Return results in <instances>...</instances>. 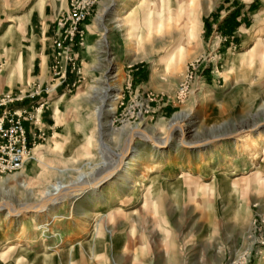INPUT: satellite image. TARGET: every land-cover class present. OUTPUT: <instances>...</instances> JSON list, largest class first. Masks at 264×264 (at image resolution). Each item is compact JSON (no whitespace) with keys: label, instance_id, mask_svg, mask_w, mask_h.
Here are the masks:
<instances>
[{"label":"rangeland","instance_id":"1","mask_svg":"<svg viewBox=\"0 0 264 264\" xmlns=\"http://www.w3.org/2000/svg\"><path fill=\"white\" fill-rule=\"evenodd\" d=\"M35 2L0 0V114L28 141L0 170V264H264V139L233 149L264 130V0H44L52 81L14 87Z\"/></svg>","mask_w":264,"mask_h":264},{"label":"crops","instance_id":"2","mask_svg":"<svg viewBox=\"0 0 264 264\" xmlns=\"http://www.w3.org/2000/svg\"><path fill=\"white\" fill-rule=\"evenodd\" d=\"M44 1V0H43ZM42 0H36L35 3L29 5L25 12L28 21L26 23L25 34L28 36L26 43L21 42V55L13 57L14 63L11 65L15 70L14 87L26 84L31 85L39 83L40 85L48 84L52 81L50 75V64L52 61V35L51 25L55 14L47 13ZM43 5V6H42ZM42 6V7H41ZM15 16H11L12 20ZM13 21V20H12ZM41 26V27H40ZM24 64L27 73L21 75V65ZM27 75V76H26ZM23 81V82H22ZM6 87L13 88L8 83L2 84V90ZM65 86L55 88L48 96L49 110L55 113V102H58L57 109L66 95ZM48 108V107H47Z\"/></svg>","mask_w":264,"mask_h":264},{"label":"built area","instance_id":"3","mask_svg":"<svg viewBox=\"0 0 264 264\" xmlns=\"http://www.w3.org/2000/svg\"><path fill=\"white\" fill-rule=\"evenodd\" d=\"M84 17V13L78 15L77 11L71 14L70 18L74 21L73 30L78 29V23ZM10 111V109H6L0 114V170L2 171L20 169L26 159L28 147L26 130L21 115Z\"/></svg>","mask_w":264,"mask_h":264},{"label":"bare ground","instance_id":"4","mask_svg":"<svg viewBox=\"0 0 264 264\" xmlns=\"http://www.w3.org/2000/svg\"><path fill=\"white\" fill-rule=\"evenodd\" d=\"M198 31H199V25L198 24H196V25L194 24L190 28L185 27V31L180 36L179 41L175 44V46H173L172 48H169L168 51L166 52V56L164 57L165 61L171 60L173 58V56L175 55L176 50L182 49L185 46H187L188 44H190V40H195L196 36H198V33H199ZM132 51L135 52V50H132ZM133 52H132V54H133ZM119 89L120 88H118V90ZM108 90H109V86L105 87V95H104V98H105V100H110V101L112 100L114 102H112L110 105H108V107L105 110H106V113L112 114V113H115L116 112V109H117V99L120 98V93H117L116 92L114 95L112 94V96H111V95H109L107 93ZM102 113H103L102 109L98 111L99 117H101L100 115ZM263 139H264V130H262V129L261 130H257L256 131V134H253L251 136H248L244 140H240L239 142L238 141H235L234 142L233 149L236 152H239V151L247 152L249 147H251V148H253V149L256 150V149H258V145H259L260 141L263 140ZM153 142L156 144L157 147H165L166 146L165 144L167 143L165 141L163 143H161V142L159 143L157 141H153ZM128 149L129 148H127V150ZM120 167H121V164H119L117 167H115L109 173H107L104 176H102L100 178L101 180H99L98 182L101 183L103 181H107L110 178L114 177L115 174H117V171L120 170ZM129 174H130L129 172H126L124 175H122L121 176L122 177L121 180L124 181V182H126L127 179L131 176V175L129 176ZM98 202H99V200L97 199L96 200V203H98ZM37 211L39 212V210H37Z\"/></svg>","mask_w":264,"mask_h":264}]
</instances>
